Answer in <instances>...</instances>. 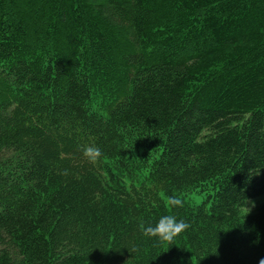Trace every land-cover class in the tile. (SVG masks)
Segmentation results:
<instances>
[{
  "label": "trees",
  "instance_id": "trees-1",
  "mask_svg": "<svg viewBox=\"0 0 264 264\" xmlns=\"http://www.w3.org/2000/svg\"><path fill=\"white\" fill-rule=\"evenodd\" d=\"M262 196L264 0H0V264H259Z\"/></svg>",
  "mask_w": 264,
  "mask_h": 264
},
{
  "label": "clouds",
  "instance_id": "clouds-1",
  "mask_svg": "<svg viewBox=\"0 0 264 264\" xmlns=\"http://www.w3.org/2000/svg\"><path fill=\"white\" fill-rule=\"evenodd\" d=\"M82 151L84 157L89 161H95L101 156V150L96 146H85ZM170 204L173 208L183 206V202L179 198H172ZM189 226L185 220L166 214L160 216L155 223L145 225L142 228V232L145 236L156 238L157 240H168L186 231ZM259 264H264V257L260 258Z\"/></svg>",
  "mask_w": 264,
  "mask_h": 264
},
{
  "label": "rangeland",
  "instance_id": "rangeland-1",
  "mask_svg": "<svg viewBox=\"0 0 264 264\" xmlns=\"http://www.w3.org/2000/svg\"><path fill=\"white\" fill-rule=\"evenodd\" d=\"M195 199H196V200H200L199 197H196V196H195ZM263 200H264V196L259 197V198H256V199H253V200L250 202L249 208H252V206H255V205L259 204V203H260L261 201H263Z\"/></svg>",
  "mask_w": 264,
  "mask_h": 264
}]
</instances>
